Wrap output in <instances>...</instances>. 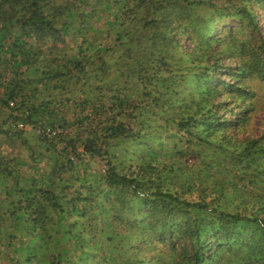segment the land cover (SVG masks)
Wrapping results in <instances>:
<instances>
[{
	"label": "trees",
	"instance_id": "trees-1",
	"mask_svg": "<svg viewBox=\"0 0 264 264\" xmlns=\"http://www.w3.org/2000/svg\"><path fill=\"white\" fill-rule=\"evenodd\" d=\"M0 87V264H264V0H0Z\"/></svg>",
	"mask_w": 264,
	"mask_h": 264
},
{
	"label": "rangeland",
	"instance_id": "rangeland-1",
	"mask_svg": "<svg viewBox=\"0 0 264 264\" xmlns=\"http://www.w3.org/2000/svg\"><path fill=\"white\" fill-rule=\"evenodd\" d=\"M3 95V87H0V98ZM68 116H71L72 111L69 109H66L65 112ZM17 124H14V128ZM28 126V125H27ZM18 129V128H17ZM58 129V128H57ZM25 139H16V138H8L5 136H0V153L4 156L5 161H10L11 165L16 167L18 169L19 174L21 177H26L31 173L35 172V168L39 169V172L41 171V165L43 166V172L47 169H49V163L46 159H40L38 162H35L31 159L30 154L32 153V150H35V155H38V153L46 147L44 143H42L40 140V137H44L40 133V128L32 129L31 126H28L27 129H25ZM55 138V137H53ZM48 138V140L53 139ZM47 145V144H46ZM104 165L101 164L100 168H103ZM45 173V172H44ZM5 246H0V253L1 255L7 257L8 250L5 249ZM6 264H9L8 260L6 261Z\"/></svg>",
	"mask_w": 264,
	"mask_h": 264
},
{
	"label": "built area",
	"instance_id": "built-area-1",
	"mask_svg": "<svg viewBox=\"0 0 264 264\" xmlns=\"http://www.w3.org/2000/svg\"><path fill=\"white\" fill-rule=\"evenodd\" d=\"M17 128L20 129V130H24V129H27L28 126L25 123H23V122H19L17 124ZM39 128L41 129L40 133L42 135H44V137H47V138H53L59 132V130L57 128L56 129L55 128H51V127H45V128L39 127Z\"/></svg>",
	"mask_w": 264,
	"mask_h": 264
}]
</instances>
